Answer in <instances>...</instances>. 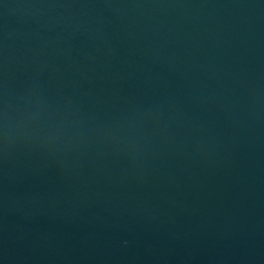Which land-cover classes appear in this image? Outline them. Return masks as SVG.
I'll list each match as a JSON object with an SVG mask.
<instances>
[{
	"label": "water",
	"instance_id": "obj_1",
	"mask_svg": "<svg viewBox=\"0 0 264 264\" xmlns=\"http://www.w3.org/2000/svg\"><path fill=\"white\" fill-rule=\"evenodd\" d=\"M0 264H264V0H0Z\"/></svg>",
	"mask_w": 264,
	"mask_h": 264
}]
</instances>
